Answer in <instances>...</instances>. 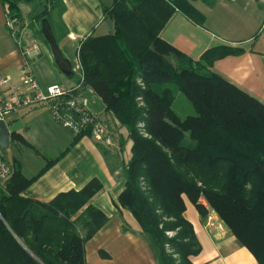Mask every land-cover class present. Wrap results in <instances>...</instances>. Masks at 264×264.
<instances>
[{"label":"trees","instance_id":"obj_1","mask_svg":"<svg viewBox=\"0 0 264 264\" xmlns=\"http://www.w3.org/2000/svg\"><path fill=\"white\" fill-rule=\"evenodd\" d=\"M2 2L7 17L20 21L23 3L31 7L29 19L49 13L40 0ZM175 11L196 23L204 19L190 0H113L103 9L113 33L90 35L78 49L81 90L105 105L109 133L119 126L130 143L118 204L152 240L161 264H175L164 241L178 264H193L200 252L183 215L184 200L201 218L213 211L257 264H264V104L211 71L231 48H211L194 62L161 38ZM178 93L194 115L181 118L174 111ZM185 133L193 146L182 145ZM9 141L26 144L15 133ZM6 162L11 175L0 186V264H85L84 244L106 222L88 203L100 184L92 180L78 192L38 202L22 196L34 178ZM165 232L174 236L166 240Z\"/></svg>","mask_w":264,"mask_h":264},{"label":"crops","instance_id":"obj_2","mask_svg":"<svg viewBox=\"0 0 264 264\" xmlns=\"http://www.w3.org/2000/svg\"><path fill=\"white\" fill-rule=\"evenodd\" d=\"M112 1L47 0L51 4L47 21L29 19L31 7L19 5L23 20L30 23L26 40L38 45L28 61L41 89L51 85L70 89L78 83L68 50L74 47L77 53L86 37L100 36L95 35L97 30H105L101 35L107 33L103 9ZM190 2L204 16L202 22L175 11L161 38L194 62L211 48H231L233 52L215 61L211 71L264 104V0ZM6 19L0 0V93L20 85L25 61L5 28ZM5 122L10 135L18 134L26 142L9 141L10 157L3 153L10 164L19 165L26 179L34 178L23 197L47 203L60 193L80 191L92 180L100 184L88 203L106 217V222L84 244L85 264H161L152 240L117 201L125 185L123 168L130 158L125 132L120 131V139L117 133L112 134L117 142L103 147L87 135L76 138L52 120L44 105L21 108ZM49 160L52 163L45 168ZM200 203L208 208L203 199ZM184 204V218L192 225L200 247L193 264H257L213 211L208 209L201 218L192 204L187 200Z\"/></svg>","mask_w":264,"mask_h":264},{"label":"built area","instance_id":"obj_3","mask_svg":"<svg viewBox=\"0 0 264 264\" xmlns=\"http://www.w3.org/2000/svg\"><path fill=\"white\" fill-rule=\"evenodd\" d=\"M29 24V22L20 21L17 18L7 17L6 19L5 28L25 57V61L22 66L20 85L10 86L5 92L0 93V120L5 121L10 114L21 108L44 105L48 109L52 120L72 134L87 135L95 143L103 147H110L112 145L110 133L103 123L106 118L91 113L81 97L84 92L81 90L83 72L78 50L74 67L78 72V83L70 89H63L58 85L41 89L28 61L31 55L38 51V45L35 42L26 40ZM2 156L0 147V186L11 175V167Z\"/></svg>","mask_w":264,"mask_h":264},{"label":"rangeland","instance_id":"obj_4","mask_svg":"<svg viewBox=\"0 0 264 264\" xmlns=\"http://www.w3.org/2000/svg\"><path fill=\"white\" fill-rule=\"evenodd\" d=\"M46 1L47 0H42L43 4L46 6V8L49 9L51 7V4L48 5V3ZM56 12H58V10H56ZM104 32H105L104 29H100V30H97L95 32V35H101ZM75 50L76 49L74 47L73 48H70L68 50V53L71 54V58L70 59H72L74 62H75L74 59H75V53H76ZM75 77H76V79H78V77H79L78 76V73L75 74ZM172 107H173L174 111L181 118H184V117L189 116V115H194V111H193L190 103L181 94H179V93L176 95V98H175V100H174V102L172 104ZM101 116L102 117H105L103 114H101ZM121 130H122L123 133L125 132V130L123 128H120L118 126L117 134L116 135H117V137L119 139L121 137V133H120ZM124 134H126V133H124ZM110 138H111L112 144L117 142V139L114 138L112 134H110ZM182 145L185 146V147H191V146L194 145L193 141L190 140L188 133H185L184 134V138H183V141H182ZM125 146H127V153H128L129 152V148H130L129 141H125ZM1 151H2V154L5 153V151H6L7 153H5V154H6L7 158H9L10 157V154H11V146H10V148H7L6 150L1 148ZM173 236H174V233L173 232H165V234H164V238L166 240L167 239H171ZM163 249L166 252V254H168L171 257L172 260H175V264H178V256L175 254L174 251H172L170 249V246L167 243V241H164V243H163Z\"/></svg>","mask_w":264,"mask_h":264},{"label":"water","instance_id":"obj_5","mask_svg":"<svg viewBox=\"0 0 264 264\" xmlns=\"http://www.w3.org/2000/svg\"><path fill=\"white\" fill-rule=\"evenodd\" d=\"M105 25L109 34L113 33V24L110 19L105 21ZM84 99L86 108L95 115H101L106 111L105 105L102 101L90 90H86L81 94ZM106 129L110 132L111 127L107 120L103 121ZM9 129L4 120H0V147L6 149L9 145Z\"/></svg>","mask_w":264,"mask_h":264}]
</instances>
